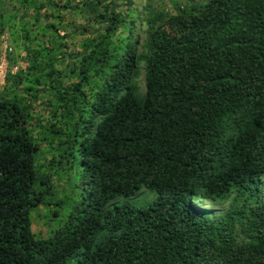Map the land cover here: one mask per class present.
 <instances>
[{
    "label": "trees",
    "instance_id": "1",
    "mask_svg": "<svg viewBox=\"0 0 264 264\" xmlns=\"http://www.w3.org/2000/svg\"><path fill=\"white\" fill-rule=\"evenodd\" d=\"M60 1L0 7L26 62L0 89V264H264V0ZM79 12L103 27L75 52Z\"/></svg>",
    "mask_w": 264,
    "mask_h": 264
},
{
    "label": "rangeland",
    "instance_id": "2",
    "mask_svg": "<svg viewBox=\"0 0 264 264\" xmlns=\"http://www.w3.org/2000/svg\"><path fill=\"white\" fill-rule=\"evenodd\" d=\"M64 0H61L60 2L62 3ZM74 1H82V0H74ZM109 1V0H107ZM116 6L118 9L122 12H125L127 9H131L134 6H141V4L145 0H114ZM125 1H129V4L125 5ZM181 4L183 3H193L194 1H203V0H178ZM17 6V0H4L0 7L4 10L9 9L12 6ZM162 5L166 11L172 12V7L170 0H162ZM44 11H49L48 8H45L40 11L42 14ZM22 10H18V16L21 14ZM31 13L30 10H28V14L26 15V18H29V14ZM87 14L86 12H79L77 14H65V17L62 20V23L64 25V29H58V32L60 35L64 33H70V36L67 38V44H68V49L71 51L78 52L80 51V42L82 41L83 38L88 37V36H94L96 34L97 29L102 28V24L97 23L95 21H91L87 19ZM30 19V18H29ZM45 18L42 17V21L44 22ZM31 21V19H30ZM75 25H79V30L73 31V27ZM82 27H85V32H81L80 30ZM80 31V32H79ZM14 42L12 41L10 34L7 31L0 32V63H2V67H4L5 71L7 69H10L12 73H14L18 69H24L26 66V62L24 61V51L23 49L18 46L16 48L13 47ZM7 52H11L13 59H8L6 56ZM0 72V89L4 86V77L3 73ZM143 75L141 76V81H142ZM143 82V81H142ZM143 85V83H142ZM43 99H46V96H44ZM36 111L40 114V119L42 124H46V120L50 119L53 120V118L48 116V112L43 106H37ZM34 135H38L40 133V129L37 127V124L35 122L34 124ZM46 143L43 142L41 144V148L43 150L44 158L42 159V162L46 165L48 164L50 158H51V152L46 151ZM68 177V174L64 175V178L61 179H56L54 176H52L53 184L56 188L57 191H62L64 189L68 188V184H66L67 180H65ZM264 181V178H263ZM69 189V188H68ZM147 197H151L149 193H146ZM153 195V194H152ZM262 196L264 198V189L262 191ZM140 193L136 195H130L129 197L127 196L126 198L128 200L140 203L139 200ZM122 199V198H120ZM121 201V200H119ZM193 203L195 204L196 207L201 208L202 210L211 212L213 214L218 213L220 211H223L226 207V203L223 205H215L209 202L208 200H193ZM46 210V208H45ZM55 226V221H50L49 224L46 222L45 218H41L39 215L38 211H34L32 213V229L35 232H39L40 235H46L50 232V229Z\"/></svg>",
    "mask_w": 264,
    "mask_h": 264
},
{
    "label": "built area",
    "instance_id": "3",
    "mask_svg": "<svg viewBox=\"0 0 264 264\" xmlns=\"http://www.w3.org/2000/svg\"><path fill=\"white\" fill-rule=\"evenodd\" d=\"M2 63H0V72H4L5 71V69H4V67H2V65H1ZM5 76V72L3 73V77Z\"/></svg>",
    "mask_w": 264,
    "mask_h": 264
}]
</instances>
